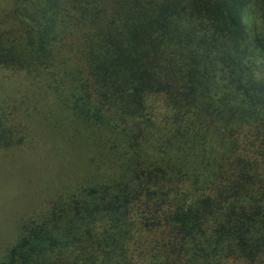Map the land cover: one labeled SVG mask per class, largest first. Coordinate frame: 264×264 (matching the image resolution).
<instances>
[{"label":"trees","instance_id":"16d2710c","mask_svg":"<svg viewBox=\"0 0 264 264\" xmlns=\"http://www.w3.org/2000/svg\"><path fill=\"white\" fill-rule=\"evenodd\" d=\"M30 149L0 264H264V0H0V153Z\"/></svg>","mask_w":264,"mask_h":264},{"label":"rangeland","instance_id":"374dc122","mask_svg":"<svg viewBox=\"0 0 264 264\" xmlns=\"http://www.w3.org/2000/svg\"><path fill=\"white\" fill-rule=\"evenodd\" d=\"M52 165L49 158H36L31 149L23 154L0 153V246L12 240L15 220L26 209L45 207Z\"/></svg>","mask_w":264,"mask_h":264}]
</instances>
